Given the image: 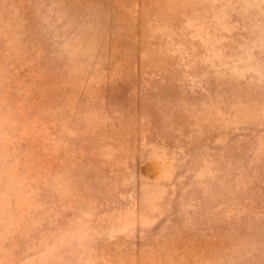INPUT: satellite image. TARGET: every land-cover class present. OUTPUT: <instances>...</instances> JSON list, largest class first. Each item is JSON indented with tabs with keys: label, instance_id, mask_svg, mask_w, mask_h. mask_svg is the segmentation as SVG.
I'll list each match as a JSON object with an SVG mask.
<instances>
[{
	"label": "rangeland",
	"instance_id": "rangeland-1",
	"mask_svg": "<svg viewBox=\"0 0 264 264\" xmlns=\"http://www.w3.org/2000/svg\"><path fill=\"white\" fill-rule=\"evenodd\" d=\"M0 264H264V0H0Z\"/></svg>",
	"mask_w": 264,
	"mask_h": 264
}]
</instances>
